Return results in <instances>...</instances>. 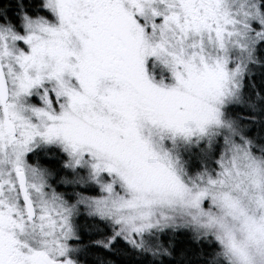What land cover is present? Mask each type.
<instances>
[{"label": "snow or ice", "instance_id": "snow-or-ice-1", "mask_svg": "<svg viewBox=\"0 0 264 264\" xmlns=\"http://www.w3.org/2000/svg\"><path fill=\"white\" fill-rule=\"evenodd\" d=\"M0 264H264V0H0Z\"/></svg>", "mask_w": 264, "mask_h": 264}]
</instances>
